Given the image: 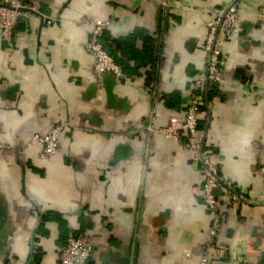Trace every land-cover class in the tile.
<instances>
[{
	"label": "crops",
	"instance_id": "1",
	"mask_svg": "<svg viewBox=\"0 0 264 264\" xmlns=\"http://www.w3.org/2000/svg\"><path fill=\"white\" fill-rule=\"evenodd\" d=\"M229 2L22 0L36 12L0 38V264H56L73 233L92 246L86 264H198L211 220L202 175L185 135L157 129L184 112L205 24ZM97 21L113 57L133 50L126 79L94 73L83 45ZM237 24L200 123L242 199L218 198L207 264H264V0H238ZM59 123L56 153L40 160L31 138Z\"/></svg>",
	"mask_w": 264,
	"mask_h": 264
},
{
	"label": "built area",
	"instance_id": "2",
	"mask_svg": "<svg viewBox=\"0 0 264 264\" xmlns=\"http://www.w3.org/2000/svg\"><path fill=\"white\" fill-rule=\"evenodd\" d=\"M36 10L24 6L22 0H0V38L6 42L12 36L14 25L25 19ZM238 0H230L226 7L213 11V17L205 24L203 51L205 63L200 68L192 83L191 93L182 114L173 113L167 124L157 129V132L167 139H177L180 134L185 135V143L192 153V163L199 168L202 175L200 186L201 200L210 214L211 220L207 230L204 252L198 264H207L211 259L207 251L215 245L218 229L225 221V214L220 210L218 198L225 199V203H238L242 197L236 186L228 179L218 174L216 157L205 149V134L200 126V113L206 106L208 92L218 89L224 82L223 48L229 38L238 32ZM107 22L94 23L89 38L83 48L92 58V68L97 77L111 74L122 79L126 76L114 59L105 51L101 40ZM152 119L147 129L154 131ZM65 123L52 127L46 134H35L31 141L39 145L37 157L40 160L53 156L58 148L61 132L66 129ZM256 173L262 180V196L264 198V163H259ZM218 190L219 194L215 192ZM92 253V246L85 233L69 236L64 248L59 254L56 264H86ZM232 264H249L246 260L234 261Z\"/></svg>",
	"mask_w": 264,
	"mask_h": 264
},
{
	"label": "trees",
	"instance_id": "3",
	"mask_svg": "<svg viewBox=\"0 0 264 264\" xmlns=\"http://www.w3.org/2000/svg\"><path fill=\"white\" fill-rule=\"evenodd\" d=\"M104 33L105 32L103 31L102 37H101V40H102V43H103V48L114 59V61L116 62V64L121 68L122 72L125 73V68L126 67H125L124 61L127 60V55L129 54V51L130 50L133 51V50L131 48H128V50L124 54H122L121 56H119L117 58L113 57V54L111 53L110 49L107 47V45H105V42H104ZM145 42H146V40H145ZM147 43H148V41H147ZM217 95H218L217 89L216 90H212V91L208 92V98L207 99L210 100L212 97H215ZM201 124L202 123H200V126H201ZM64 230L67 231L66 229H64ZM62 233H63V231H62ZM80 234L81 233H73L70 236H75L76 237V236H78ZM37 259H38L37 257L36 258H33V260H34L35 263L38 262Z\"/></svg>",
	"mask_w": 264,
	"mask_h": 264
},
{
	"label": "water",
	"instance_id": "4",
	"mask_svg": "<svg viewBox=\"0 0 264 264\" xmlns=\"http://www.w3.org/2000/svg\"><path fill=\"white\" fill-rule=\"evenodd\" d=\"M215 192H216L217 194H219L218 190H215ZM32 241H33V237L31 236L30 241H29V246H30V248L32 247Z\"/></svg>",
	"mask_w": 264,
	"mask_h": 264
}]
</instances>
